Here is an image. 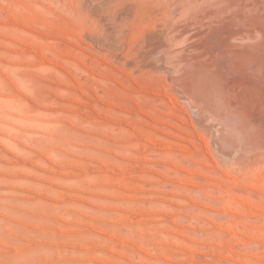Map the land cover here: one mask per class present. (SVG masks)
<instances>
[{
  "label": "rangeland",
  "instance_id": "1",
  "mask_svg": "<svg viewBox=\"0 0 264 264\" xmlns=\"http://www.w3.org/2000/svg\"><path fill=\"white\" fill-rule=\"evenodd\" d=\"M122 1L0 0V264H264V150L214 154Z\"/></svg>",
  "mask_w": 264,
  "mask_h": 264
},
{
  "label": "bare ground",
  "instance_id": "2",
  "mask_svg": "<svg viewBox=\"0 0 264 264\" xmlns=\"http://www.w3.org/2000/svg\"><path fill=\"white\" fill-rule=\"evenodd\" d=\"M138 4L139 17L145 23L144 28L148 27L141 43L146 46V52L142 54L143 50H139L142 55L138 66L151 72L166 85L168 95L165 98L172 104L180 103L187 115L195 116L196 121L192 123L197 130L202 129L208 143L215 149L214 154L220 150V153H225H222V158L226 155L232 160L230 157L234 153L264 150V0H139ZM129 5L128 3L127 8ZM127 8L119 16L122 20L133 17L129 12L131 7L128 11ZM94 15L95 13L91 16L93 21L97 20ZM116 20L118 18H115V23ZM88 21L91 22V19ZM96 23L100 27L99 22ZM93 28L96 31L95 25ZM123 29L121 36L125 32ZM127 33L129 31L126 35ZM107 34L100 39L112 35ZM132 38L129 40L134 39ZM105 43L108 44L107 41ZM111 43L107 49L111 47ZM132 52L133 49L130 53ZM134 60L133 56L130 64ZM127 63L129 64L128 59ZM127 63L125 61L126 67ZM258 152L256 151L254 157ZM233 177L230 179L234 180ZM236 197L238 196L234 194L229 200L234 202Z\"/></svg>",
  "mask_w": 264,
  "mask_h": 264
}]
</instances>
